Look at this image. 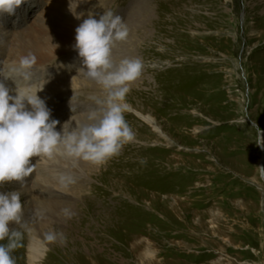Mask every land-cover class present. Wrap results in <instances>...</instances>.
<instances>
[{"label": "rangeland", "instance_id": "obj_1", "mask_svg": "<svg viewBox=\"0 0 264 264\" xmlns=\"http://www.w3.org/2000/svg\"><path fill=\"white\" fill-rule=\"evenodd\" d=\"M107 11L129 29L114 60L144 64L124 101L133 139L102 164L32 157L23 182L0 184L21 193L15 264H264V0H25L0 14V72L36 57L30 81L5 86L42 88L66 135L104 95L75 29Z\"/></svg>", "mask_w": 264, "mask_h": 264}, {"label": "clouds", "instance_id": "obj_2", "mask_svg": "<svg viewBox=\"0 0 264 264\" xmlns=\"http://www.w3.org/2000/svg\"><path fill=\"white\" fill-rule=\"evenodd\" d=\"M25 0H0V14L14 15ZM73 14L80 19L82 13ZM129 29L121 16L112 11L95 18L89 13L75 29V44L84 76L95 81L102 89V97H94L98 108L89 113L85 123L69 134L57 131L60 123L52 118L51 109L44 99L16 89H9L0 82V184L10 181L23 182L34 172L32 157L51 158L58 152L74 160L105 163L119 154L122 146L133 139V131L125 119L127 106L124 103L130 82L139 78L144 64L139 58H113L117 42L126 41ZM58 46V45H57ZM36 57L32 53L22 56L11 74L0 75L13 80L30 81ZM72 99V97H71ZM71 103V101H70ZM30 106V107H29ZM66 123V122H65ZM264 169V167H260ZM61 184L73 182L60 175ZM23 205L19 191L0 192V264H15L12 253L19 246L22 233L10 229V222H22ZM64 216L70 219L73 213L65 208ZM49 242L65 243L67 236L55 230L46 234Z\"/></svg>", "mask_w": 264, "mask_h": 264}, {"label": "bare ground", "instance_id": "obj_3", "mask_svg": "<svg viewBox=\"0 0 264 264\" xmlns=\"http://www.w3.org/2000/svg\"><path fill=\"white\" fill-rule=\"evenodd\" d=\"M9 74H11V71L9 70L8 72H6L5 71V73H4V75H9ZM3 83H4V85H13V84H18V83H23L24 81H22L21 79H19V78H17L16 79V82H15V80H13L11 77H8V78H6V77H2V79H0ZM47 84H49V83H47ZM10 87V86H9ZM18 90H20V91H24V92H27L28 94H30V95H34L35 94V92L37 91L36 89L35 90H29V89H18ZM10 95H15L16 94V89H11L10 91ZM92 93V92H91ZM37 95H39V92H37ZM144 118L146 119V120H148L149 122H153V119L150 117V116H148V115H145L144 116ZM259 143H260V147L263 149V151H264V129H262L260 132H259Z\"/></svg>", "mask_w": 264, "mask_h": 264}]
</instances>
